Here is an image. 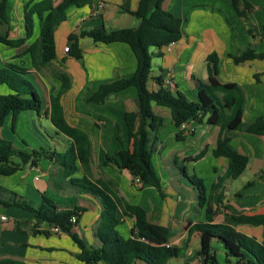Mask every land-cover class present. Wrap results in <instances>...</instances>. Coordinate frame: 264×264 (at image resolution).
<instances>
[{
	"label": "crops",
	"instance_id": "1",
	"mask_svg": "<svg viewBox=\"0 0 264 264\" xmlns=\"http://www.w3.org/2000/svg\"><path fill=\"white\" fill-rule=\"evenodd\" d=\"M41 1L43 0H10L9 23L4 26L0 24V35L5 36L8 33L9 39L13 40L24 38L26 36V8L28 7V11H31ZM60 2L61 0H52L54 7ZM245 2H248L253 8L251 10L246 9L244 7ZM101 3L104 4V8L99 11L98 16H93L92 12ZM139 3L140 0H94L90 7L71 8L68 11L67 21L57 29L55 34L57 56L50 67L56 70L60 69L71 77V88L62 99L65 116L70 125L84 130L89 135L93 168L96 153L99 162L105 163L106 155L116 153L123 146L131 148V143L124 141L123 133L127 134L124 115L126 112L139 111V98L137 90L130 88L112 95L105 105L88 103V99L103 84L112 83L122 78H131L136 72L137 61L132 49L122 43L106 46L95 44L90 38H81L79 43L83 51L82 60L70 57L64 48L68 46V38L71 34L79 35L85 29L137 28L140 23L139 20L127 11H136ZM155 3L156 0H154L152 8H154ZM238 3L245 16L237 14L232 0H165L163 5L166 10L183 19V37L172 46L163 48L161 57L153 59L149 89L151 91L160 89L156 82V79L160 77L164 80L165 87H168L167 84H171L169 88L173 92L179 91L190 101H197L198 91L195 79L209 81L207 57L216 52L219 56V75L217 77L219 82L237 84L246 94L242 131L224 129L219 126L208 125L206 122L200 124L195 121H191L185 125V128L179 129L175 127L170 112L166 111L165 108L153 107V112L156 115L169 121L167 126L170 125L169 128L173 132L174 138L179 131H184L188 135L193 134L190 139L187 138L189 141H174L179 145L177 150L186 154L181 159L175 153L176 155L170 162L171 168L164 166L168 175L171 173L177 179L175 195L180 196L179 204L186 205L185 208L189 209V212L199 208L197 194L193 188L186 186L185 178L181 176L177 163L178 165H186L188 171L196 173L203 179L204 183H206L207 178L209 179L208 185L217 183L216 179L224 176L228 170V160L224 157L216 158L213 155L218 139L222 138L227 140L234 150L246 155L249 158V164L241 177L235 180H226L217 190L216 203L227 206L231 212L238 215L264 214V190L261 188L254 189L257 183L258 185L264 183V179H261V174L264 171V136L246 131L258 119L264 118V59L237 65L230 58V55H239L250 47H253L257 53H264V20L257 15L259 12L264 14V0H239ZM32 17L34 20L33 37L19 48L0 44V65L16 64L29 70L28 76L32 77L31 82L35 80L46 96L47 102L46 104L43 103L42 110L44 114L50 109L51 90L54 91L52 93L57 94L61 83L52 75L54 70L51 72L46 70L48 67H43L40 71L35 70L30 54L26 53L40 35L41 20L37 14H33ZM36 28H38L37 31ZM251 32H254V35H251ZM152 52L157 53L158 50L153 49ZM0 89L2 94L11 93L6 86H0ZM25 112L33 114L34 111ZM37 116L39 115L37 114ZM43 121L48 122L53 128L48 116ZM119 129L122 132V143L119 141ZM56 135L61 139L63 138V141H58L55 144V150L66 151L69 149L72 142L66 137H62L63 135L57 133ZM162 136L160 130L159 139L161 143L153 156L157 170L156 162L161 167L159 158L167 147ZM62 143L65 145L62 146ZM59 146L61 149L58 148ZM256 146H259L261 150H256ZM201 152H204L205 156L200 161L184 162L185 158L195 157ZM21 165L22 169L16 174H20L23 181H30L28 186L41 196V199L36 197L33 202L42 203L43 192L50 189L53 163L43 159L38 162V167H33L30 162H24ZM111 169L114 171L109 172L108 175L111 180L117 183L119 196L132 205L143 207L149 215L155 213L157 218L152 216L154 223L171 228L173 234L171 245H173L176 240L175 236H177L174 233L175 225L181 227L182 222L177 221L170 226L167 221H161L158 213L162 210L163 199L158 191L154 187H143L141 184L142 188L138 189L132 185L131 176L126 171L120 169L116 164H113ZM33 170H35L34 175L32 174ZM210 172L212 175H216L215 178L210 177ZM83 174V171H79L73 177L82 178ZM243 176H247L248 179L254 177L253 180L249 181L254 183L253 186L239 185L238 182ZM208 188L207 190H209ZM7 189L9 190V188ZM19 195L29 200L27 196ZM54 201L61 207V210H67L74 206L85 208L86 212L82 215L74 231L80 233V236L87 239L90 244L99 245L95 238V231L102 208L96 199L89 195L78 194L76 188L66 187L64 188V196H58ZM214 207L219 208L217 205ZM180 208L177 207L175 210H180ZM0 210H2L0 211V219L3 216L8 218V222L0 223V245L4 244L0 249L1 258H12L28 263L37 262L33 264H78L79 261L74 257V254L78 253L79 249L69 235L63 233L51 236L35 235L33 231L31 232V226L43 230L46 225L42 224L33 214L27 211L25 213L20 209H12L14 211L10 212L11 210L0 207ZM90 213L93 216L88 221L89 224L84 232L81 228L82 218L85 215H90ZM192 216L188 213L186 224L192 223L194 225L205 221V212L202 219L199 218L197 221H193ZM217 218L216 215L215 223H223L222 221L218 222ZM129 219L131 218H126L125 225L121 227V231L125 235L130 232L134 225V219ZM16 225L18 229L14 230ZM239 231L258 239H262L264 236V230L260 228L243 226L239 228ZM185 234L186 232L183 235ZM194 237L199 238V235L194 234Z\"/></svg>",
	"mask_w": 264,
	"mask_h": 264
},
{
	"label": "trees",
	"instance_id": "2",
	"mask_svg": "<svg viewBox=\"0 0 264 264\" xmlns=\"http://www.w3.org/2000/svg\"><path fill=\"white\" fill-rule=\"evenodd\" d=\"M9 1L0 0V24L9 23ZM239 16H245L240 9L239 0H232ZM94 0H61L53 6L52 0L37 3L31 11H25L26 36L21 39H9V34L0 35V44L19 48L24 46L34 34V20L37 14L41 20L39 38L31 44L26 53L30 54L35 70L49 67L57 56L56 31L67 21L71 8L82 9L93 5ZM140 0L136 11H127L139 20L137 28H121L106 30H82L79 35L71 34L68 38L69 55L76 60L83 59V51L79 40L90 38L95 44L112 45L122 43L128 45L136 58L137 68L131 78H122L115 82L101 85L88 99V103L105 105L112 95L135 88L139 98V111L126 112L124 115L127 138L131 148L122 147L113 155H106L105 164L111 162L126 171L134 181L143 186L154 187L162 199L166 198L165 188L159 172L153 162V156L160 146L159 132L167 121L153 112L158 106L168 109L176 128L195 121L206 122L208 125L219 126L233 131H242L246 104L245 91L234 83L222 84L219 75V56L213 52L207 57L209 81L195 79L198 100L190 101L183 93L173 92L164 86L162 78L156 79L160 86L158 91H151L148 84L151 80L153 59L161 57V50L179 42L183 37V19L164 8L165 0ZM244 7H253L245 2ZM46 13V15H44ZM254 35V32H251ZM157 49V53L152 50ZM237 65L248 61L264 59V53H257L253 47L239 55H230ZM29 70L21 65H0V86H6L9 94H0V175L12 176L22 169L19 161L30 162L38 167V162L49 160L57 168V180L70 184L77 193L89 195L101 205L100 220L95 231L99 245L90 244L87 239L74 231L86 209L79 206L61 210L51 198L43 195L42 203L34 205L17 193L0 186V207L4 209H20L33 214L46 228L33 229L35 235L67 234L76 243L79 252L74 257L81 264H168L170 260L182 255V248L171 245L172 230L168 226L151 221L147 211L138 205L128 203L119 196L117 183L111 179L97 178L93 171L91 159V143L89 135L79 128L70 125L65 116L62 103L64 95L71 88V77L63 71L54 70L53 76L61 86L54 94L51 90L50 109L46 114L56 130L72 142L66 151L41 150L24 152L1 137V130L9 117L13 125L19 114L34 111L38 115L43 110V101L38 90L28 78ZM246 131L264 136V118L258 119ZM177 140H185L184 132L177 133ZM120 142L122 143L120 137ZM216 158L228 160L226 174L219 177L212 191L218 190L226 180L238 179L247 170L249 158L234 150L227 140L218 139L213 151ZM201 152L195 157H188L184 162H198L204 158ZM182 177L188 179L197 192L198 205L205 208V221L187 227L188 240L198 234L200 248L199 264H220L217 249L222 250L226 264H264V236L258 239L239 231L240 227L249 226L264 230V214H235L227 210L225 222H214L216 211L204 181L196 174H190L186 165H178ZM83 171L82 178H74ZM56 179V178H55ZM264 179V171L261 174ZM56 183H58L56 181ZM253 182L246 187L253 186ZM56 186V185H55ZM76 217V224L72 218ZM126 218L134 219V225L128 234L121 231ZM57 229L58 231H55ZM0 264H33L12 258H1Z\"/></svg>",
	"mask_w": 264,
	"mask_h": 264
},
{
	"label": "rangeland",
	"instance_id": "3",
	"mask_svg": "<svg viewBox=\"0 0 264 264\" xmlns=\"http://www.w3.org/2000/svg\"><path fill=\"white\" fill-rule=\"evenodd\" d=\"M258 17H260V19L262 18L264 20V14L262 13H258L257 14ZM36 19V18H34ZM264 24V22H263ZM38 30V28H36V31ZM156 61V60H155ZM46 70H56L55 68H51L50 66L48 67V69L46 68ZM58 71H62L60 69H58ZM53 73V72H52ZM53 75V74H52ZM29 77V76H28ZM29 79L32 80V77H29ZM34 80V79H33ZM34 83V86L36 87V89L38 90L39 94L41 95L42 101L44 104H46L47 99L46 96L44 94V91L40 88V85L34 81H32ZM168 87H171V84H167ZM0 94L1 93V89H0ZM166 111L170 112L168 109H165ZM47 116L46 112L43 114V111L40 112V115L37 116L36 112H33V114L31 112H23L21 114L18 115L16 121L14 122L13 125V121H12V117H9L2 130H1V137L4 140H7L9 142H11L15 147H17L18 149L24 151V152H28L31 153L32 151H41V150H55V144L58 143V141H63L61 138H59V136L56 135V130L54 128H52L48 122L43 121L44 118ZM41 118V119H40ZM167 124H169V121H167L166 123V127H164V129H162V137L163 140L166 141L167 143V147H165L166 149L164 150V152L161 154V158L160 159V165L158 166V163L156 162V165L158 167V172H159V176L161 177V179L163 180V185L165 188V193H166V198L163 199V204H162V210L158 213L160 215L161 221H167L168 224H170V226L173 223H177V221H181L182 222V226H177L175 225V231L174 233L177 234V236H175L176 240L175 243L173 244L174 246L180 247L182 248L183 252L182 255L179 256L178 258H174L172 260H170V262L168 264H199V260H198V250L200 247V237L199 238H195L194 235L190 238V240H188V235H187V231L186 228L189 227V224L187 223L188 220V213L189 215H193L192 216V220L193 221H197L199 218L202 219V215H204L205 212V208H196L198 211L196 212V209H193L189 212V209H186L185 206L183 204H179L178 200L180 199L179 195H175V188H176V178L172 176L171 173L164 170V166L166 167H170L171 165V161L174 157V155H178L181 159L185 156V152L183 151H178V147L179 145H177L174 141H178L177 137H173V132H171V129L169 128L170 125L167 126ZM176 127V126H175ZM180 132V131H179ZM184 132V131H182ZM118 136L120 137L121 141H122V132L118 131ZM178 133V132H177ZM124 141H128L127 138V134H124ZM185 135V140L183 141H189L188 139H190V136H192L193 134H187L186 132H184ZM177 136V134H176ZM65 137V136H62ZM188 138V139H187ZM68 139V138H67ZM65 138V140H67ZM69 140V139H68ZM67 140V141H68ZM55 141V143H54ZM120 141V140H119ZM173 141V142H172ZM193 141V140H190ZM194 141H197L196 139H194ZM180 142V141H179ZM61 143V142H60ZM129 143V142H128ZM62 146H64L65 144L62 143ZM53 147V148H52ZM59 149H61V147H58ZM256 150L260 151L261 148L259 146H256L255 148ZM176 153V154H175ZM113 155V154H112ZM188 158V157H187ZM98 160V155L96 153V161L94 162V174L97 178L102 177V178H106V179H110L108 173L111 171H114V169H111L112 165L114 164L113 162H111L109 165H106L105 163L99 162ZM19 161L21 164L23 163L20 160ZM181 165V164H180ZM205 165V163H204ZM53 170L51 172L50 175V189H48L46 192H43V195L47 196L48 198H51L53 200L57 199L58 196L59 197H63L64 196V188L68 187L73 189L74 187H72L70 184H64L63 187H61L62 184V180H57V177L59 175V168H57L54 164H53ZM160 167V169H159ZM190 167H192L190 165ZM171 168V167H170ZM116 170V169H115ZM190 174H192L191 171H189ZM32 174H35V170L32 171ZM210 177L215 178V174L212 175V173L210 172ZM247 176H243V178H241L240 182H238L239 185L241 184H247V182H249L251 179L246 178ZM56 178V179H55ZM202 179V178H201ZM203 180V179H202ZM209 179H206V183L208 190V195L211 196V202L214 205L219 206V208H215L216 211V215H217V221L220 222L222 221L223 223L225 222V214L227 212V210H229L227 208V206L225 207L224 205H220L218 203H216L217 199H216V192L212 191V187L213 185H211V183L208 185V181ZM218 178L216 179L217 182ZM253 180V179H252ZM56 181L58 183H56ZM131 183L133 186L137 187L138 189H141V185L139 182L134 181L131 178ZM27 181H23L22 180V176L20 174H16L13 175L11 177H2L0 176V186H4V188L6 187L9 188L10 191L14 192V193H19V194H23L25 196H27L29 198V200L33 201L36 197L38 199H41V196H39L37 194V192H34L32 190V188L30 186H28ZM185 183L186 186L189 188H193L192 183L185 178ZM56 185V186H55ZM259 187V188H258ZM263 189L264 190V183L258 185V183L255 185L254 189ZM152 190H154V188H152ZM155 191V190H154ZM158 194V193H157ZM197 194V192H196ZM42 195V196H43ZM38 203L34 202V205L36 206ZM177 207H181L180 210H175V208ZM4 209V208H2ZM10 212L14 211L12 209ZM202 210V211H201ZM2 211V210H0ZM22 211V210H21ZM24 211V210H23ZM26 213V211H24ZM92 214L90 213V215H85L82 218V224H81V228L84 230H86L87 225L89 224L88 221L91 220L92 218ZM150 219L152 221V218L155 217L157 218V216L154 214L149 215ZM153 216V217H152ZM1 220V219H0ZM131 220V219H129ZM127 220V221H129ZM6 223L8 222V218L6 221L1 220L0 223ZM76 224V223H75ZM78 225V224H77ZM76 225V226H77ZM75 226V227H76ZM37 227L35 226H31V232L33 231V229H35ZM17 230V225L15 226L14 230ZM184 232H186L185 235ZM79 235H81L80 233H78ZM4 246L0 245V249ZM218 252V257H219V262L220 264H226L225 262V257H224V252L222 250L217 249ZM33 263H37V262H33ZM78 264H81L79 262H77Z\"/></svg>",
	"mask_w": 264,
	"mask_h": 264
},
{
	"label": "built area",
	"instance_id": "4",
	"mask_svg": "<svg viewBox=\"0 0 264 264\" xmlns=\"http://www.w3.org/2000/svg\"><path fill=\"white\" fill-rule=\"evenodd\" d=\"M103 8H104V4H103V3L99 4L98 7L92 12L93 16H98V15H99V11H100L101 9H103ZM171 46H172V45H171ZM169 47H170V46H169ZM64 51H65L66 53H69V46H66V47L64 48ZM182 127L185 128V125H183ZM137 182H139V181H137ZM1 220L6 221V220H7V217L3 216V217H1ZM72 222H73V223H76V217H75V216L72 218ZM55 231H58V230L55 229Z\"/></svg>",
	"mask_w": 264,
	"mask_h": 264
}]
</instances>
